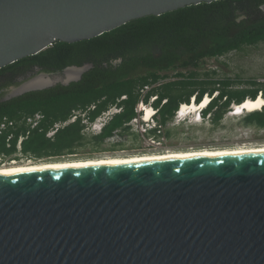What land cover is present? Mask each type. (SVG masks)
Returning a JSON list of instances; mask_svg holds the SVG:
<instances>
[{"label":"water","instance_id":"1","mask_svg":"<svg viewBox=\"0 0 264 264\" xmlns=\"http://www.w3.org/2000/svg\"><path fill=\"white\" fill-rule=\"evenodd\" d=\"M212 1L0 0V68L58 39ZM92 67L38 71L2 100ZM0 264H264V153L0 174Z\"/></svg>","mask_w":264,"mask_h":264},{"label":"trees","instance_id":"2","mask_svg":"<svg viewBox=\"0 0 264 264\" xmlns=\"http://www.w3.org/2000/svg\"><path fill=\"white\" fill-rule=\"evenodd\" d=\"M261 43L264 0L202 2L137 18L89 39H58L0 68V91L38 71L60 72L85 63L93 67L67 85L58 83L9 100H2L0 93V125L5 119L13 122L0 132V158L60 161L88 145L99 148L115 136L134 133L132 121L140 116V103L155 108L157 126L150 133L156 135L174 120L181 104H189L192 97L200 103L207 94L212 99L203 115L219 124L234 104L264 97V81L235 85L234 79L215 77V70L201 73L199 67L207 59ZM114 107L119 111L98 132H90ZM36 114L42 117L33 126L29 118ZM56 124L61 126L49 136ZM243 124L264 129V106L245 113Z\"/></svg>","mask_w":264,"mask_h":264},{"label":"rangeland","instance_id":"3","mask_svg":"<svg viewBox=\"0 0 264 264\" xmlns=\"http://www.w3.org/2000/svg\"><path fill=\"white\" fill-rule=\"evenodd\" d=\"M213 70L217 71L215 77H230L235 80V85L251 86L245 83L251 79L264 81V43L256 47H248L241 52H232L220 58L207 59L199 67L201 73L212 72ZM146 106H150L156 113L155 108L150 104L140 103V116L132 121V131L134 133L115 136L99 148L88 145L81 148L76 154L69 155L60 161L119 159L166 152L264 146V129L244 125L243 117L247 112L234 115L232 112L233 107L219 124H214L208 115L203 116L201 119L198 118L196 112L192 113L193 115L186 116L185 119L182 116V118L175 116L174 120L167 126L160 128L156 135L150 133V128L157 123L155 115L151 116L149 120L144 119L145 111L143 109ZM105 119L103 116L100 117L89 128V131L92 133L98 132ZM19 156L18 158L13 157L15 159L0 160V167L14 164L58 162L53 161L54 158L35 160L22 155Z\"/></svg>","mask_w":264,"mask_h":264},{"label":"bare ground","instance_id":"4","mask_svg":"<svg viewBox=\"0 0 264 264\" xmlns=\"http://www.w3.org/2000/svg\"><path fill=\"white\" fill-rule=\"evenodd\" d=\"M75 71H68L67 77H72L75 75ZM51 79L45 76H39L35 84H45L50 82ZM209 95L205 96L200 103H183L180 109V117L188 116L192 113L199 112L202 108L206 107V104L210 100ZM264 106V97L259 95L256 99L247 98L240 105L235 106L238 110L233 112L234 115H240L244 112L254 111L256 109H261ZM143 109V107H142ZM144 114V119L149 120L153 116L154 110L150 106H146ZM193 115V114H192ZM195 115V114H194ZM181 117V118H182ZM187 118V117H185ZM252 153H264V146H257L251 148H241V149H201L185 152H166L160 154H147L144 156L135 157H125V158H101V159H88V160H74V161H58V162H43L36 164H14L10 166L0 167V174H10V173H23L32 172L38 170H49L54 168H69V167H80L89 165H106V164H119V163H131V162H146V161H156V160H169L185 157H203V156H223V155H238V154H252ZM15 163V162H14ZM1 166V165H0Z\"/></svg>","mask_w":264,"mask_h":264},{"label":"built area","instance_id":"5","mask_svg":"<svg viewBox=\"0 0 264 264\" xmlns=\"http://www.w3.org/2000/svg\"><path fill=\"white\" fill-rule=\"evenodd\" d=\"M117 111H119V109L116 108V107H114V108L110 109L109 111L105 112V113L102 115L103 117L106 118L105 121H104V123H105L108 119L111 118V116H112L113 113H115V112H117ZM154 113H155V111H154ZM102 116H101V117H102ZM41 117H42L41 114H36L35 117L29 118V121L33 123V126H35V125H37V123H38V121H39V119H40ZM75 117H76V116H74L73 119H75ZM12 123H13V122H11V121L9 122V121H7V119H5L4 122L0 125V132H1L2 129L6 128L8 124H12ZM60 126H61V124H56V125H55V128L52 129V130L48 133V135H49V136H52ZM21 139H22V138H21ZM21 139L19 140V143H18V148H19V149H21ZM0 160H1V158H0Z\"/></svg>","mask_w":264,"mask_h":264},{"label":"clouds","instance_id":"6","mask_svg":"<svg viewBox=\"0 0 264 264\" xmlns=\"http://www.w3.org/2000/svg\"><path fill=\"white\" fill-rule=\"evenodd\" d=\"M207 95H208V94H207ZM207 95H205V96H207ZM205 96H204V97H205ZM211 99H212V98H211V96H210V100L208 101L207 106L203 108L202 117L204 116L203 113H204V111L208 108V105H209ZM191 102H192V103H197V104H198V102L196 101V98H195V97H192ZM237 105H240V104H237ZM182 106H183V104H181L179 110L176 112V116H177V117L180 116L179 113H180V109H181ZM235 106H236V104H234V105L232 106V107H233V110L235 109ZM232 112H233V111H232ZM153 115H155V114H153ZM185 117H186V116H185ZM185 117H183V119H185ZM202 117H201V118H202ZM156 126H157V123H156V125H155L154 127H156ZM152 128H153V127H152Z\"/></svg>","mask_w":264,"mask_h":264}]
</instances>
